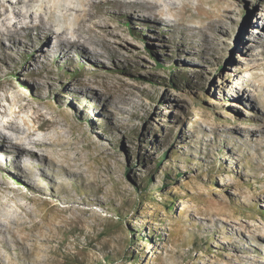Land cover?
<instances>
[{
    "label": "rangeland",
    "instance_id": "374dc122",
    "mask_svg": "<svg viewBox=\"0 0 264 264\" xmlns=\"http://www.w3.org/2000/svg\"><path fill=\"white\" fill-rule=\"evenodd\" d=\"M18 1L0 0V24L14 25L18 11L23 27L17 46L5 41L9 54L0 55V112L34 124V109L22 112L8 95L47 116H67L71 144L56 149L64 150L61 159L71 158L73 173L49 185L41 182L47 177L36 176L43 194L13 184L10 166L0 172L8 187L0 188V215L28 220L12 224L13 236L0 225V259L264 264L257 249L264 244V47L251 36L264 32V0H234L230 8L212 0L222 8L203 21L192 19L198 0H174L190 5L183 13L188 27H173L177 17L154 20L100 0L93 10L102 30L92 33L98 39L101 32L99 43L71 47V60H42L48 48L57 51V42L39 40L35 26L42 13L55 31L74 29L76 12L69 8L87 0ZM47 133L55 131L31 132ZM17 192L25 197L12 201Z\"/></svg>",
    "mask_w": 264,
    "mask_h": 264
},
{
    "label": "bare ground",
    "instance_id": "6f19581e",
    "mask_svg": "<svg viewBox=\"0 0 264 264\" xmlns=\"http://www.w3.org/2000/svg\"><path fill=\"white\" fill-rule=\"evenodd\" d=\"M33 1L34 0H19L18 4L28 5ZM206 1L208 0H198L199 3L196 7L197 13L193 14L192 19L203 21L204 19L209 18L212 14H215V10H217L218 8H222V6H219L220 3L225 4L224 6L227 8L235 5L234 0H216L219 4H212V0H210L208 2L211 5V8L207 10L203 6L206 4ZM98 2L100 3V0H87L83 2L81 8L79 9L74 7L69 8V11L74 10L76 12L75 19L78 27L74 29L69 26H63L58 31H55V25L49 21H46L43 17L44 14L41 13V15L39 16V24L35 26V30L38 32V37L41 38L39 40L43 41V36H45L47 39L54 38L57 42L58 48L57 51H53L52 48H48L46 53H43L44 56L41 57L42 60H48L50 56H52L53 58L56 57L57 60H60L61 56L70 59V57H72L69 53V49L71 47L87 49L86 47L89 45H92L94 47L98 45L99 38H101V32L98 35V39L97 36L94 37L92 35V33L94 32V27L100 28L102 30L101 22L97 21L98 12H95L93 10L94 6ZM107 2L116 9L139 12L154 20L158 15H162L164 18L167 15L177 17L171 19L173 27H188L186 22H188L189 20L183 14L186 8L190 6L187 3L179 5L174 0H107ZM165 4L170 6L169 11L167 12L161 10L162 6H164ZM158 9H160L159 12ZM46 15H49L48 9L46 10ZM3 16L4 13L0 10V17ZM15 16L17 22L14 25H8L5 20H3L2 24H0L1 56H7L10 50L9 48H6L4 42L9 41L11 43V47L17 46V40H20V38L16 40V35H21V32H23V27L20 28L19 25L20 12L15 11ZM64 18H67L66 14H64ZM87 22L92 23L93 27H88L87 29L84 28V24ZM162 28L166 29V27L164 26ZM24 32H26V38L29 37V40H32L33 34L30 31L29 27H27ZM68 36L73 37L74 41L71 40ZM251 36L253 37L252 40L255 43V46L259 45L261 47H264V32L251 34ZM94 50V53L96 54V48H94ZM86 56L89 59L93 58L92 51L90 52L87 50ZM5 99L7 101H10V103L13 105H20V109L22 112L27 110L28 108H33L34 113L32 118L34 124L30 125L29 121L23 117L8 119L7 111L0 112V172H8V170H6V166L7 168L8 166H10L8 177L13 184L20 187L21 189L31 187L34 191L44 194L42 187L36 180V176L47 177L48 183L46 181V183L44 181L41 182H43L44 185H49L51 182L56 183L55 180L60 176L73 173V171L71 170V167H73V165L71 164V158L67 156L68 158L64 157V159H61L64 154V152H62L63 149H56L60 147L66 148V145L71 144V141H68V138L70 137V134L73 130L72 124L69 123V120H67V116L63 117L64 119L60 120L50 114V116H47L46 114H44L41 107H34L32 103L22 104L23 100L21 98L16 97L10 100L9 96L5 95ZM2 100L3 98L0 96V105L2 103ZM20 122H22L23 125H21ZM66 126L71 127V130H69L68 132L61 131V129ZM42 129H52V131H55V133L50 134L49 136V133H47L45 134L46 137L44 135L42 137H36L35 135L31 134L32 131ZM237 139L239 138H233V140H230L231 144L237 145V143H239ZM26 146L32 148H28ZM35 148L40 149L42 153L39 154ZM234 149L236 148H231V150ZM22 162L25 167L22 166ZM12 167H14V169ZM6 185L7 183L5 181H0V188L5 187L6 189H8ZM53 192L56 193L57 191L53 189ZM23 194L25 193L21 192L20 194L19 192H17L12 201H16L17 198L20 195L23 196ZM29 211L30 210H28V207L23 208L24 213H28ZM20 222L21 224H19ZM15 223H17L18 226H24L26 225V223H28V220L21 221L20 215H0V225L6 224L5 229L1 231L2 233H9L11 234V236H13L14 230L12 224ZM34 228L37 229V225H34L33 229ZM228 246L233 247L236 250L240 249L235 242H228ZM249 249L252 250L251 247H249ZM257 249L264 253V244L258 242ZM0 264L5 263L0 259Z\"/></svg>",
    "mask_w": 264,
    "mask_h": 264
},
{
    "label": "trees",
    "instance_id": "16d2710c",
    "mask_svg": "<svg viewBox=\"0 0 264 264\" xmlns=\"http://www.w3.org/2000/svg\"><path fill=\"white\" fill-rule=\"evenodd\" d=\"M166 156H167V154L165 153V154L163 155V158H165ZM163 158H162V159H163ZM160 163H161V162H160Z\"/></svg>",
    "mask_w": 264,
    "mask_h": 264
}]
</instances>
